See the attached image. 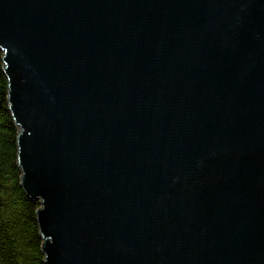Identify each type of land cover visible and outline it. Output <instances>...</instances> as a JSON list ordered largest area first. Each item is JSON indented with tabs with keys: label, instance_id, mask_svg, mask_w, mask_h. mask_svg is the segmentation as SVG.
<instances>
[{
	"label": "water",
	"instance_id": "95a60500",
	"mask_svg": "<svg viewBox=\"0 0 264 264\" xmlns=\"http://www.w3.org/2000/svg\"><path fill=\"white\" fill-rule=\"evenodd\" d=\"M0 50L46 264H264V0H0Z\"/></svg>",
	"mask_w": 264,
	"mask_h": 264
},
{
	"label": "trees",
	"instance_id": "16d2710c",
	"mask_svg": "<svg viewBox=\"0 0 264 264\" xmlns=\"http://www.w3.org/2000/svg\"><path fill=\"white\" fill-rule=\"evenodd\" d=\"M20 132L0 50V264H46L37 214L41 203L22 187Z\"/></svg>",
	"mask_w": 264,
	"mask_h": 264
},
{
	"label": "bare ground",
	"instance_id": "6f19581e",
	"mask_svg": "<svg viewBox=\"0 0 264 264\" xmlns=\"http://www.w3.org/2000/svg\"><path fill=\"white\" fill-rule=\"evenodd\" d=\"M40 201V203H41V200H39ZM45 243V242H44Z\"/></svg>",
	"mask_w": 264,
	"mask_h": 264
}]
</instances>
